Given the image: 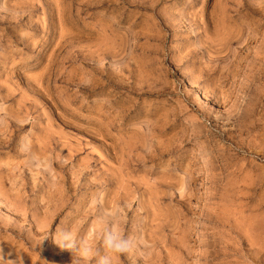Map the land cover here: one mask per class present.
Segmentation results:
<instances>
[{
    "label": "rangeland",
    "instance_id": "rangeland-1",
    "mask_svg": "<svg viewBox=\"0 0 264 264\" xmlns=\"http://www.w3.org/2000/svg\"><path fill=\"white\" fill-rule=\"evenodd\" d=\"M106 210L113 264H264V0H0V264Z\"/></svg>",
    "mask_w": 264,
    "mask_h": 264
},
{
    "label": "clouds",
    "instance_id": "clouds-1",
    "mask_svg": "<svg viewBox=\"0 0 264 264\" xmlns=\"http://www.w3.org/2000/svg\"><path fill=\"white\" fill-rule=\"evenodd\" d=\"M18 150L27 155L30 160H34V154L31 153V146L28 137H22ZM97 222L100 225L96 235V240L99 244L101 253H94L96 256L95 264H113L114 256L128 253L138 246L147 247L143 239L136 235H125L119 229V212L106 210L101 216L97 217ZM90 249L82 247L80 255L87 258Z\"/></svg>",
    "mask_w": 264,
    "mask_h": 264
},
{
    "label": "bare ground",
    "instance_id": "bare-ground-1",
    "mask_svg": "<svg viewBox=\"0 0 264 264\" xmlns=\"http://www.w3.org/2000/svg\"><path fill=\"white\" fill-rule=\"evenodd\" d=\"M255 36V35H254ZM252 37V36H251Z\"/></svg>",
    "mask_w": 264,
    "mask_h": 264
}]
</instances>
